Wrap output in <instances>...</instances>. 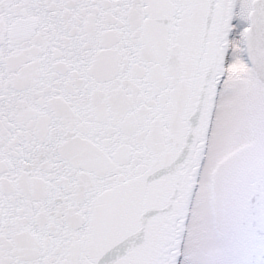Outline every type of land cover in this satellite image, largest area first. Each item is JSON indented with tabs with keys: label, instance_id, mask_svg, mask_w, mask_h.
Instances as JSON below:
<instances>
[{
	"label": "water",
	"instance_id": "1",
	"mask_svg": "<svg viewBox=\"0 0 264 264\" xmlns=\"http://www.w3.org/2000/svg\"><path fill=\"white\" fill-rule=\"evenodd\" d=\"M230 2L0 0V264H173Z\"/></svg>",
	"mask_w": 264,
	"mask_h": 264
},
{
	"label": "rangeland",
	"instance_id": "2",
	"mask_svg": "<svg viewBox=\"0 0 264 264\" xmlns=\"http://www.w3.org/2000/svg\"><path fill=\"white\" fill-rule=\"evenodd\" d=\"M250 3L236 0L227 25L226 68L218 83L206 151L201 155L176 264H254L249 255L255 240L249 228L240 226L242 209L238 205L243 197L235 192L250 179L255 167L249 144L258 140L256 123L259 119L264 122L261 86L246 63L243 46ZM230 167L236 170L231 177ZM212 174L215 193L209 188Z\"/></svg>",
	"mask_w": 264,
	"mask_h": 264
},
{
	"label": "flooded vegetation",
	"instance_id": "3",
	"mask_svg": "<svg viewBox=\"0 0 264 264\" xmlns=\"http://www.w3.org/2000/svg\"><path fill=\"white\" fill-rule=\"evenodd\" d=\"M256 126L258 140L249 144L252 146L251 160L255 167L250 171V179L240 185L241 189H235V192L237 191V196L243 197L241 204L238 205L239 210L242 209L240 226L249 228L255 240L249 257L254 264H264V122L259 119ZM217 165L213 168L214 173L218 169ZM228 171L230 177L233 171L236 172L232 167ZM215 181L216 178L212 174V180L209 181L210 193L216 191ZM231 191L233 193V190Z\"/></svg>",
	"mask_w": 264,
	"mask_h": 264
},
{
	"label": "bare ground",
	"instance_id": "4",
	"mask_svg": "<svg viewBox=\"0 0 264 264\" xmlns=\"http://www.w3.org/2000/svg\"><path fill=\"white\" fill-rule=\"evenodd\" d=\"M236 1V0H235ZM235 1H234V3H235ZM228 32V31H227ZM224 34H226V30H225V33ZM226 44H227V42H226V39H225V42L223 43V45H222V51L224 52V48H226ZM219 75H217V77H218ZM219 78V77H218ZM217 78V79H218ZM198 163L196 164V167H195V169H197L198 170ZM178 255V253H176V256ZM175 260V259H174Z\"/></svg>",
	"mask_w": 264,
	"mask_h": 264
}]
</instances>
